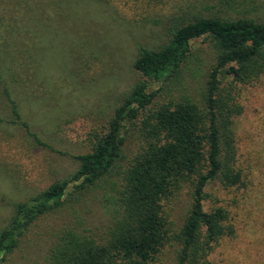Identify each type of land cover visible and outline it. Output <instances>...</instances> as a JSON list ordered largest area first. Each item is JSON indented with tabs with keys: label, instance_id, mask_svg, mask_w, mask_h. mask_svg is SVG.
Instances as JSON below:
<instances>
[{
	"label": "rangeland",
	"instance_id": "374dc122",
	"mask_svg": "<svg viewBox=\"0 0 264 264\" xmlns=\"http://www.w3.org/2000/svg\"><path fill=\"white\" fill-rule=\"evenodd\" d=\"M194 14L264 22V0H0V226L10 201L25 199L76 168L71 155L89 150L140 77L131 67L137 47L156 48L173 23ZM214 56L207 39H192L186 63L165 81L157 102L166 92L199 100ZM160 85L153 81L149 87ZM4 89L44 145L9 121ZM236 92L241 112L233 118L234 138L246 184L222 187L213 180L204 187L203 207H224L235 227L210 258L215 264H264V73L236 85ZM136 146L127 141L121 171ZM110 196H116L113 188L101 183L39 217L1 264H48L62 230L99 239L114 219ZM186 203L180 194L164 207L174 228L181 225ZM175 249L166 246L157 264H174Z\"/></svg>",
	"mask_w": 264,
	"mask_h": 264
},
{
	"label": "trees",
	"instance_id": "16d2710c",
	"mask_svg": "<svg viewBox=\"0 0 264 264\" xmlns=\"http://www.w3.org/2000/svg\"><path fill=\"white\" fill-rule=\"evenodd\" d=\"M197 37L207 39L215 52L200 99L166 92L157 102L158 91L179 73L190 41ZM131 67L140 77L113 108L105 130L94 135L89 150L71 155L76 168L27 198L10 201V213L0 226V264L39 217L79 200L101 183L116 193L110 196L115 205L112 223L99 239L62 230L48 264H157L169 244L176 245L174 264H215L210 258L214 247L221 238L233 237L227 210L203 207L204 187L213 180L222 187L246 184L234 138L233 118L241 112L236 85L252 83L264 73V22L212 14L180 18L164 43L156 48L139 45ZM153 81L162 85L152 89ZM4 94L9 121L44 145L5 89ZM128 140L137 144L136 151L121 171ZM180 194L187 198L186 210L174 228L164 207Z\"/></svg>",
	"mask_w": 264,
	"mask_h": 264
}]
</instances>
